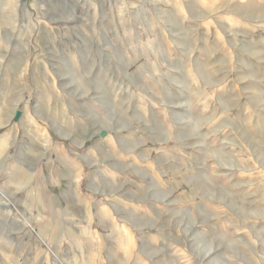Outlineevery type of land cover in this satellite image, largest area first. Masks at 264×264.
<instances>
[{
    "label": "rangeland",
    "instance_id": "374dc122",
    "mask_svg": "<svg viewBox=\"0 0 264 264\" xmlns=\"http://www.w3.org/2000/svg\"><path fill=\"white\" fill-rule=\"evenodd\" d=\"M0 264H264V0H0Z\"/></svg>",
    "mask_w": 264,
    "mask_h": 264
},
{
    "label": "bare ground",
    "instance_id": "6f19581e",
    "mask_svg": "<svg viewBox=\"0 0 264 264\" xmlns=\"http://www.w3.org/2000/svg\"><path fill=\"white\" fill-rule=\"evenodd\" d=\"M26 11H27V10H26ZM11 12L15 13L14 10H11ZM28 121H29L30 124H31L34 120H32V118H29ZM30 124H29V125H30ZM29 125H28V126H29ZM27 128H28V132L26 133L27 136H31V134H32L33 132H36L37 130H39V131H40V136H41V141H42V143H46V144L50 145V143H51V139L49 138L48 133H47L46 130H40V129H38V126H37V125H35L34 127H32V128H31V131H29V127H27ZM36 128H37V129H36ZM60 155H61V157L64 158V160L67 162V164H69V166L73 167L74 169L79 168V167H78V166H79L78 161H77L76 159H74V158H71V157L69 156V154H67V153L64 152L63 150H60ZM52 172H53V170H52ZM30 193H31V194H32V193H35V191H34V190H30ZM73 198H74V197H73ZM63 209H64V208H63ZM79 211H80V210H79ZM60 213H61V211H60Z\"/></svg>",
    "mask_w": 264,
    "mask_h": 264
}]
</instances>
